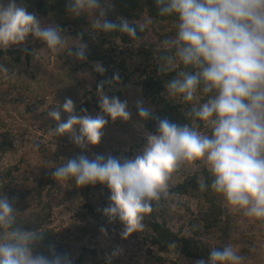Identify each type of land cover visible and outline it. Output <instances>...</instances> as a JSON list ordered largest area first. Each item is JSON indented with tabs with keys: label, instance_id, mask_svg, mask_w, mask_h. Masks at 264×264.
I'll list each match as a JSON object with an SVG mask.
<instances>
[{
	"label": "clouds",
	"instance_id": "1",
	"mask_svg": "<svg viewBox=\"0 0 264 264\" xmlns=\"http://www.w3.org/2000/svg\"><path fill=\"white\" fill-rule=\"evenodd\" d=\"M162 17H171L175 35L164 41L169 54L161 57L160 72L173 73L166 81V96L182 101L190 122L178 124L158 118V131L146 133L147 143L133 159H90L81 154L55 167L57 182L74 180L77 187L101 184L110 190L103 214L119 220L124 240L145 231V219L154 203L168 199L174 175L199 161L211 175L210 184L198 180L201 192L211 189L235 211L264 221V0H153ZM111 0H68L69 14L90 18L96 33H120L139 46L144 26L119 16L108 18ZM29 37L44 42L52 53H68L87 60L83 36L71 38L57 25H45L29 12L22 0H0V50L24 45ZM119 39V38H117ZM179 66V68H178ZM95 71L106 69L97 62ZM9 69L0 63V74ZM113 80L119 81L115 74ZM100 113L77 114L74 101L50 109L56 122L52 131L68 135L80 149L98 146L111 121L128 122L132 113L127 100L109 96L98 85ZM138 115L147 122L154 109L137 101ZM67 119H62L63 114ZM203 128V130H202ZM10 198L0 192V264H72L67 255L34 254L44 232L25 230ZM107 235V230H101ZM174 246V245H172ZM123 254L116 248L107 264ZM246 257L231 244L212 247L208 259L196 264H245Z\"/></svg>",
	"mask_w": 264,
	"mask_h": 264
},
{
	"label": "rangeland",
	"instance_id": "2",
	"mask_svg": "<svg viewBox=\"0 0 264 264\" xmlns=\"http://www.w3.org/2000/svg\"><path fill=\"white\" fill-rule=\"evenodd\" d=\"M39 19L45 25L58 26L51 16ZM138 24L147 28V32L141 38L139 46L135 43L131 46L135 52L140 48L148 49L152 45H155L156 49L166 48L157 32L162 28L171 31L175 26V23L152 25L147 17L142 18ZM71 29V27H66L62 30L65 35L77 38L72 33L75 29ZM29 46L33 48L30 63L24 56L20 61L16 60V56L14 58L6 55L0 57V63H3L10 71L7 77L0 74V94L3 92L8 96L6 99L0 97V126L5 124L12 129L14 134L18 135L14 149L0 160V175L4 168L19 163L20 171L16 172L18 176L16 189L20 195H25V198L14 200L17 211L28 204L32 206L26 210L27 214L38 209L33 195L35 189L41 185L44 188L43 201L52 207L54 219L52 227L58 231L70 229L71 232L80 236L81 228L91 227L94 224L92 216L84 217L86 209L82 206L85 205L87 199L72 181L57 182L53 177L55 167L63 163L62 160L76 158L81 154L87 155L90 159L95 158L97 154H103L105 157L111 155L117 158H135L147 143L145 134L150 133L144 129L136 116L137 101H143L151 108L153 106L142 95L141 72L135 70L136 63L140 60L136 52L134 62L130 65V72H134L131 81L126 85L113 86L107 92L109 96H118L121 100H127L132 113L130 121L113 122L108 118L109 123L104 130L100 145L80 149L72 142L70 136L59 137L52 131L56 122L48 118L47 112L56 107L57 103L62 105L65 99L70 97L75 103L77 114H84L86 110L84 105L87 101L92 103V108L87 113L93 116L99 114V104L98 107L93 106L95 104L90 92L95 83L92 68L83 65L84 62L77 60L74 55L52 53L44 42L33 37H29L22 46H13L9 49L24 50ZM15 96H19L22 101L20 114L15 111V105L20 102L15 100ZM62 119H67L66 113L62 115ZM203 166L199 161L183 166L174 175L171 187L196 171H200ZM4 185V182L0 180V192L4 191ZM106 189H108L107 186ZM87 193L88 199L95 201L96 204L100 205L110 201V190L91 189ZM162 201L167 204L170 215L180 212L185 217L186 232H184L191 234L188 223L194 219V215L185 212V204L196 210L195 201L188 197L175 198L171 195ZM228 209L229 229L227 233L219 229L206 231L199 224L196 230L201 235L200 238L212 247L233 245L240 254L246 257L245 264H264V221L249 218L243 212L235 211L230 206ZM81 213L83 216H80ZM173 225L174 229L178 230L181 223L174 221ZM145 237H132L125 242L124 239L117 238L115 234L98 233L84 237L80 245L96 250L101 264L107 263L106 257L118 247L123 249V254L114 258L112 264H196L197 261L183 258L174 252L166 254L159 252L156 247L148 245ZM157 257H162L163 263H158Z\"/></svg>",
	"mask_w": 264,
	"mask_h": 264
},
{
	"label": "trees",
	"instance_id": "3",
	"mask_svg": "<svg viewBox=\"0 0 264 264\" xmlns=\"http://www.w3.org/2000/svg\"><path fill=\"white\" fill-rule=\"evenodd\" d=\"M18 2H21V0H18ZM22 2L28 11L35 13L38 18L51 16L61 29L71 27L75 29L72 31L74 36L77 38L81 35L83 36L84 42L88 44L87 60L83 65L91 66L95 78L93 89L90 91L95 104L93 106L98 107L99 104L97 95L98 85L103 84L104 91L107 93L113 86L126 85L131 81V76L134 72H130V65L134 62V53L137 52L140 60L136 63L135 70L141 72L140 87L142 95L154 109V116L145 122L139 117L137 107L135 108L136 116L143 124L144 129L150 133H156L159 123L157 117L161 119L167 118L178 124L190 122L185 118L184 111H182L186 110L187 106L182 101L170 99L165 95V83L173 78L175 72H160L159 67L162 63L161 57L169 54V49L163 47L156 49L155 45H152L148 49L140 48L135 52L131 47L134 43L126 35H121L120 33L98 34L91 30V21L88 17L72 18L69 14L68 0H22ZM119 16L128 19L130 22H135L137 25H139L138 22L144 17L149 18L152 25L156 23H160L161 25L174 24L173 18L159 15L153 0H111L108 18L116 20ZM137 31L138 36L142 38L147 32V28H144L143 32ZM157 34H159L161 41H165L175 35V26L171 31L162 28ZM32 52L33 48L30 46L24 50H0V57L6 55L14 58L16 56V60L20 61L24 56L27 62L30 63ZM97 62L102 64L106 69L103 74L95 71L93 65ZM115 74L119 75V81L113 80ZM2 76L4 75L2 74ZM1 96L5 97V99L8 98L3 92L0 94ZM15 97V100L20 101L15 105V111L17 114H20V103L22 101L19 96ZM84 107L86 111H89L92 108V103L87 101ZM17 136L5 124L0 126V160L9 151L14 149ZM19 171V163H16L8 168H4L0 175V180L5 184L3 193L13 202L16 199L25 198V195H20L16 189L18 180L16 172L18 173ZM200 179L206 180L209 184L211 182V175L205 166L200 171H196L170 188L172 197H188L196 203V210H193L190 205L185 204V212L192 213L195 219L190 220L188 223L192 232L191 234L185 233V217L180 212L170 215L167 204L160 201L159 203H154L153 212L146 217L145 231L135 233L130 238L146 236L145 240L148 245L156 247L161 253L174 252L183 258L194 261L208 259L212 246L200 238L201 235L196 229L200 224L206 231L219 229L226 234L229 229V224H227L229 222V205L220 195L214 193L211 189L201 192L198 186V180ZM7 180L8 182L6 183ZM72 183L75 184L74 180H72ZM77 189H80L87 199L85 205L82 206L83 209H86L84 217L90 215L94 219V224L91 227L81 228L80 236L71 232L70 229L58 231L55 227H52L54 223L52 207L43 201L44 188L41 185L35 189V194L33 195L38 209L27 214L26 210L32 205H24L18 211L20 213L18 219L23 223L21 227L25 230L33 228L45 233L43 239L34 246V254L51 255V250L54 249L56 254L69 256L72 264H101L96 250L90 249L85 245H80L83 238L91 234L103 233L101 230L106 229L107 234H115L120 239L123 225L119 220L110 222L104 216L103 209L110 201L99 205L87 197V192H90L91 189L108 191L109 189H106L105 185H87ZM80 216H83V214L81 213ZM174 221L181 223L178 230H175L173 227ZM129 239L125 240V242H128ZM156 261L163 263V258L157 257Z\"/></svg>",
	"mask_w": 264,
	"mask_h": 264
}]
</instances>
